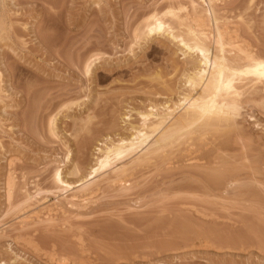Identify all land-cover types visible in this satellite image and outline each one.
<instances>
[{
	"label": "rangeland",
	"instance_id": "1",
	"mask_svg": "<svg viewBox=\"0 0 264 264\" xmlns=\"http://www.w3.org/2000/svg\"><path fill=\"white\" fill-rule=\"evenodd\" d=\"M171 1L0 0V264H264V81L242 86L230 125L196 124L162 151L116 160V175L87 174L141 110L187 92L196 57L164 34L133 35L152 10L191 14V0ZM211 3L228 57L264 60V0Z\"/></svg>",
	"mask_w": 264,
	"mask_h": 264
},
{
	"label": "bare ground",
	"instance_id": "2",
	"mask_svg": "<svg viewBox=\"0 0 264 264\" xmlns=\"http://www.w3.org/2000/svg\"><path fill=\"white\" fill-rule=\"evenodd\" d=\"M211 1L212 0H202L205 6L201 7L199 5L200 3L197 4L195 1L191 0V14L187 13L186 7L176 6L178 7L177 9H175L176 7L174 9L171 7L168 9L165 8L161 13L152 10V13H146L147 15L142 17L143 19L141 18L142 20L138 26L135 27V34H133L136 38V42L140 40L147 41L152 39L154 35L159 36L161 34L162 36V34H164L171 41H174L179 46V49L187 56L194 55L196 57V61H194L196 63L193 64L194 66L186 68V73L184 72V85L186 86L187 92L184 91L182 95L180 94L181 97L177 96V102L175 101L176 103H173V105H169V102L167 103L168 100H165L166 102L164 101V106L161 112H153L154 107L152 106H150L149 110H141L139 112L142 119L140 126L134 128L127 136L120 137L117 141H109L108 144H104V146L99 149L100 153L96 157V160L94 159L95 163L89 167V172H86L90 178L95 177L102 170L109 169L114 172L115 175L116 173L123 171L122 167L114 168V166H112L113 163L123 156L132 153H139L143 147L145 149L142 151L141 155H147L151 152L163 149L182 136H188V134L192 133L197 127L214 125L219 127L223 124L222 122L228 124V122L232 121L238 114V102L241 88L247 87L244 85L248 81L252 82V84L264 81V60L261 58H254L253 55L248 51H245L244 48H240L239 53L237 54L234 52L233 54H235V56L233 59L228 57L233 51H231V46L229 45L231 42L228 44L230 48L225 49L227 43L223 41L224 33L220 28L221 26L219 27V24H217V21L219 20L217 18L218 15L216 14V9L214 8V10L210 5L212 4ZM181 12L184 14L182 13L183 15H179ZM209 28H211V34L207 32L208 30L206 31V29ZM208 38H210L213 42L212 44H214V52H211L208 47ZM224 40L226 41L227 39L224 37ZM237 44L235 45L237 46ZM231 45H233V48L236 47L234 44ZM97 55L98 54L96 53L90 54L89 56L87 55V57L81 62L83 73L85 75H91L95 72V66L100 57ZM184 58H186V56ZM190 60L188 61V64L193 62L190 63ZM178 108H180V111L177 113L175 111ZM154 111L156 110L154 109ZM52 117V119L50 118L51 120H49V130L53 133L55 129V117ZM212 121L215 122L213 125L211 123ZM196 124L197 126L194 128L193 126ZM154 133H157V137L151 142ZM149 143L150 145H148ZM151 145H155V147L153 148ZM138 157L136 158L138 159ZM71 170L73 171L75 168ZM53 178L58 188L62 191L68 192L72 189V181L70 182L68 178L62 176V170L60 168H55ZM89 183L90 182L88 181V183L81 185L79 189H75L76 192L86 190ZM75 197V194L70 195V198Z\"/></svg>",
	"mask_w": 264,
	"mask_h": 264
}]
</instances>
